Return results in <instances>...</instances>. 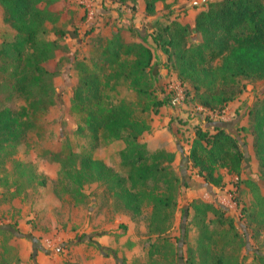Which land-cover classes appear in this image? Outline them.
Instances as JSON below:
<instances>
[{
	"label": "rangeland",
	"instance_id": "obj_1",
	"mask_svg": "<svg viewBox=\"0 0 264 264\" xmlns=\"http://www.w3.org/2000/svg\"><path fill=\"white\" fill-rule=\"evenodd\" d=\"M168 1L157 0L156 5H179V11L169 8L166 12H178L177 17L185 12L184 19L188 20L190 7H207L220 0ZM63 4L62 18L57 24L49 22V30L59 27L72 31L77 27L82 34L66 38L72 48L70 55L85 56L90 63L97 61L104 38L96 29L94 32L98 21L94 5L85 8L78 0ZM15 35L16 30L4 20L0 8V43L12 41ZM49 35L54 37L52 32ZM163 35L168 39L169 32ZM187 39L192 44L202 36L191 28ZM163 65L168 71L152 75L148 95H138L126 83L108 92L115 101L125 99L135 103L138 110L146 109L151 129L143 133L141 140L147 142L150 154L160 150L175 153L173 168L180 177L174 191L176 204L161 210L170 219L158 226L151 224L154 204L149 193H170L167 178L150 181L143 188L138 213L126 208L125 200L118 192L109 191L104 182L77 187L61 164L46 153L61 150L68 141L75 152L105 161L124 177L129 173L122 164L121 151L126 146L123 140L98 143L76 132L79 116L70 107L78 73L73 60L65 61L55 78L57 103L45 112L37 129L18 143L12 155L0 153V264H90L91 260L95 264H216L217 257L225 259L226 264H264V204L255 196L253 185L244 182H256L264 195V168L255 151L251 126L252 109L264 99V79L239 76L235 81H224L213 75L211 84L200 83L198 90L192 80L179 77L173 61ZM175 83H181L186 92L184 106L173 107L169 102ZM223 95L230 99L221 108ZM153 101L165 104L156 112ZM238 101L229 108L235 112L231 117L227 106ZM23 103L18 97L4 103L0 96L1 107L18 109ZM245 116L247 124H242ZM219 121H234L232 126L245 158L241 180L222 167L223 182L214 185L204 179L189 155L196 128L210 127L213 131L211 125ZM195 200L212 203L218 210H202L195 216Z\"/></svg>",
	"mask_w": 264,
	"mask_h": 264
},
{
	"label": "trees",
	"instance_id": "obj_2",
	"mask_svg": "<svg viewBox=\"0 0 264 264\" xmlns=\"http://www.w3.org/2000/svg\"><path fill=\"white\" fill-rule=\"evenodd\" d=\"M108 1L135 9L138 0ZM156 2L146 0L147 13H156ZM0 6L4 9V20L16 30L12 41L0 43V96L4 103L13 97L24 100L18 109L0 106V153L12 155L18 143L37 129L45 112L57 103L55 78L63 63L73 60L78 78L70 108L79 116L76 132L98 143L123 140L126 146L121 151L122 164L129 173L124 177L105 161L75 152L68 141L61 150L46 153L61 164L63 172L77 187L104 182L109 191L118 192L125 200L126 208L138 213L143 203V188L150 181L167 178L170 193H149L154 204L152 226L166 223L170 217L161 210L175 206L174 191L180 183L173 168L175 153L160 150L150 154L147 142L141 140L143 133L151 129L144 114L146 109L138 110L135 103L125 99L115 101L108 92L116 91L120 83H126L138 95L151 92L155 55L146 39H135L133 27H121L111 38L101 40L98 60L90 63L85 56L70 55L72 48L66 38H78L77 27L72 31L59 27L49 30L47 24H57L64 14L62 0H0ZM176 18L155 21L153 38L167 55V61L174 62L183 81L192 80L199 90L200 83L211 84L213 75L224 81H235L239 76L264 79V0L210 2L197 14L193 29L202 39L192 44L187 39L191 27ZM51 32L53 38L49 37ZM164 32H169L168 39L164 38ZM229 99L221 97V108ZM152 103L156 112L165 104L164 101ZM204 104L213 108L208 102ZM252 116L255 151L264 168V99L255 104ZM195 133L189 157L204 179L220 185L223 182L220 169L227 167L241 180L245 154L239 138L216 125L213 131L210 127H197ZM244 182L253 185L255 196L264 204L259 185L249 179ZM192 206L195 216L202 210L204 213L218 210L212 203L197 200ZM230 224L233 226V221ZM215 263L226 264V261L217 257Z\"/></svg>",
	"mask_w": 264,
	"mask_h": 264
},
{
	"label": "crops",
	"instance_id": "obj_3",
	"mask_svg": "<svg viewBox=\"0 0 264 264\" xmlns=\"http://www.w3.org/2000/svg\"><path fill=\"white\" fill-rule=\"evenodd\" d=\"M66 0H63L65 2ZM70 1V0H67ZM74 1V0H71ZM80 3L85 4L83 5L85 8L91 7V5H94L95 10L97 11V27H91L94 28V32L96 29V32H99L100 36L104 39H109L112 37V35L118 31L121 26L123 27H133L138 38H135L137 40H141L143 37L146 39V44L151 47L153 51H156L157 54H155L154 60H157L159 63L154 66V74L158 72L159 76L160 74H164L167 70V67L163 65L164 62L167 61V55L157 46L156 42L154 41V23L157 20L168 22V19L171 20L173 18H176V16H179V13H172L171 16H168V13L170 11L166 12V9L169 8H176L177 11L182 8L179 5H156V13H147L146 11V0H138L136 4V8L132 9L129 5H121L118 2H111L108 0H78ZM169 2L168 0H166ZM72 7L71 5H69ZM0 8L3 9L2 6ZM204 7H190L188 9V20L184 19L185 12L181 13V17H177L176 19L180 21L184 25H190L191 28L195 27L196 24V17L197 14L201 9ZM4 10V9H3ZM150 26L151 30H147L146 28ZM81 33V30H80ZM82 34V33H81ZM91 34H88V38H90ZM199 40V39H198ZM96 45H93L95 47ZM240 101L234 103L232 102L226 111L230 114L232 117L235 113L234 110H231L229 108H233V106L239 104ZM229 116V115H225ZM192 120V119H191ZM202 121L204 122L205 119ZM235 121V120H234ZM227 122V121H219L213 124L216 126H221L225 129H227L232 134L236 135L237 130H235L232 126V123L234 122ZM242 124H247V116H245L242 120ZM206 122H204V125ZM204 126V127H205ZM151 134V133H150ZM90 264H95L94 261H90Z\"/></svg>",
	"mask_w": 264,
	"mask_h": 264
},
{
	"label": "built area",
	"instance_id": "obj_4",
	"mask_svg": "<svg viewBox=\"0 0 264 264\" xmlns=\"http://www.w3.org/2000/svg\"><path fill=\"white\" fill-rule=\"evenodd\" d=\"M89 13L93 14L92 10ZM169 102L173 107L184 106L186 103V92L181 83H175L169 92ZM225 113V112H224ZM223 115V114H222Z\"/></svg>",
	"mask_w": 264,
	"mask_h": 264
}]
</instances>
